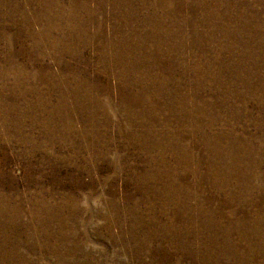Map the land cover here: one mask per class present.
Returning a JSON list of instances; mask_svg holds the SVG:
<instances>
[{"label": "rangeland", "instance_id": "rangeland-1", "mask_svg": "<svg viewBox=\"0 0 264 264\" xmlns=\"http://www.w3.org/2000/svg\"><path fill=\"white\" fill-rule=\"evenodd\" d=\"M252 229L264 0H0V264H264Z\"/></svg>", "mask_w": 264, "mask_h": 264}, {"label": "bare ground", "instance_id": "bare-ground-1", "mask_svg": "<svg viewBox=\"0 0 264 264\" xmlns=\"http://www.w3.org/2000/svg\"><path fill=\"white\" fill-rule=\"evenodd\" d=\"M227 3V2H226ZM260 3V2H259ZM237 4V3H236ZM235 5V4H234ZM238 7V6H236ZM207 10V9H206ZM239 10V9H238ZM119 14V13H118ZM227 18V17H226ZM212 19V18H211ZM215 21V20H214ZM216 22V21H215ZM248 25V24H247ZM256 28V27H255ZM256 33V32H255ZM257 36V35H256ZM226 37V36H225ZM228 37V36H227ZM241 38V37H240ZM236 41V40H235ZM255 41V40H254ZM259 47V46H258ZM241 54V53H240ZM245 54V53H244ZM262 56V55H261ZM246 63V62H245ZM260 63V62H259ZM261 64V63H260ZM243 68V67H242ZM236 70V69H235ZM251 70V69H250ZM160 75V74H159ZM170 86V85H169ZM176 86V84H175ZM197 86V85H196ZM173 87V86H172ZM241 99V98H240ZM135 100V99H134ZM171 103V102H170ZM206 103V102H205ZM236 103V102H235ZM203 106V105H202ZM228 106V105H227ZM187 107V106H186ZM212 110V109H211ZM199 112V111H198ZM186 113V112H185ZM187 114V113H186ZM158 115V114H157ZM190 116V115H188ZM198 116V115H197ZM236 118V117H235ZM201 120V119H200ZM181 121V120H180ZM186 137V136H185ZM200 144V143H199ZM204 149V148H203ZM182 161V160H181ZM163 166V165H162ZM207 172V171H206ZM212 178V177H211ZM206 181V180H205ZM243 182V181H242ZM205 183V182H204ZM212 195V194H211ZM153 196V195H152ZM215 198V197H214ZM186 199V198H185ZM224 199V198H223ZM223 201V200H222ZM220 202V201H219ZM29 205V204H28ZM153 205V204H152ZM212 205V204H211ZM162 206V205H161ZM241 208V207H240ZM165 209V208H164ZM245 210V209H244ZM253 210V209H252ZM176 211V210H175ZM164 212V211H163ZM239 212V211H238ZM242 217V216H241ZM232 220V219H231ZM190 222V221H189ZM216 227L218 228V231L220 232V234L224 237V238H227L229 237V234H232V230L230 228H221L220 226L216 225ZM246 235L244 234L242 237L240 238H244ZM250 240L252 242H257L259 243L260 245H262V247L264 248V234L259 231V230H255V229H252L251 232H250ZM218 237V236H217ZM234 238L238 241L237 237L234 236ZM257 250V249H256ZM260 251V250H259ZM247 254V253H246Z\"/></svg>", "mask_w": 264, "mask_h": 264}]
</instances>
